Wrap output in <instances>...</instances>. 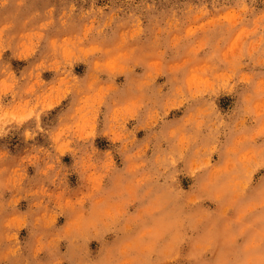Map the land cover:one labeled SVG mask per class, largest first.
Instances as JSON below:
<instances>
[{
    "label": "rangeland",
    "instance_id": "obj_1",
    "mask_svg": "<svg viewBox=\"0 0 264 264\" xmlns=\"http://www.w3.org/2000/svg\"><path fill=\"white\" fill-rule=\"evenodd\" d=\"M0 264H264V0H0Z\"/></svg>",
    "mask_w": 264,
    "mask_h": 264
}]
</instances>
